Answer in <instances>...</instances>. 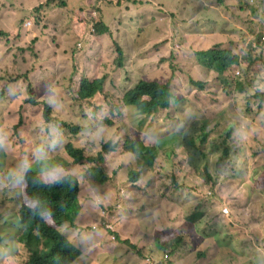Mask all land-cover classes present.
Instances as JSON below:
<instances>
[{
  "label": "rangeland",
  "instance_id": "obj_1",
  "mask_svg": "<svg viewBox=\"0 0 264 264\" xmlns=\"http://www.w3.org/2000/svg\"><path fill=\"white\" fill-rule=\"evenodd\" d=\"M93 1L0 0V134L6 136L0 148V264L28 260L17 238L18 209L27 199L21 186L8 185L6 173L41 139L39 97L47 98L50 90L61 98L51 112L62 127L63 144L49 152L48 160L55 158L78 181L79 207L73 225L57 227L50 216L44 219L80 250L72 264H264V0H250L246 11L235 12H218L207 0H154L155 8L136 13L128 4L109 5L104 14L110 20L114 15L110 26L104 21L110 31L100 38L101 46L97 33L90 39L82 35L83 30L94 34L83 26ZM227 4L231 9L236 2ZM231 37L238 45V70L229 72L235 77L226 75L236 84L221 87L216 73L207 76L192 53L204 40L211 45ZM187 64L195 71L189 73ZM190 77L204 80L205 88L192 89ZM94 79H102L101 88L80 100L78 85ZM140 80L171 82L177 95L188 98L178 107L188 104L192 118L205 120L208 138L202 148L208 153L209 182L193 174L183 158L177 165L169 154L159 153L147 168L130 152L132 144L174 132L178 111L171 106L144 116L125 106L124 93ZM237 83L250 86L249 100ZM96 127L104 129L99 140L83 135ZM229 128V137L219 138ZM224 140L232 151L217 162L218 147L211 143L224 146ZM67 143L88 159L106 143L111 151L101 164H75L65 152ZM93 168L100 172L93 175ZM193 210L202 213L186 220ZM77 233L88 237L78 239Z\"/></svg>",
  "mask_w": 264,
  "mask_h": 264
},
{
  "label": "trees",
  "instance_id": "obj_2",
  "mask_svg": "<svg viewBox=\"0 0 264 264\" xmlns=\"http://www.w3.org/2000/svg\"><path fill=\"white\" fill-rule=\"evenodd\" d=\"M207 1L215 6L218 12L226 10H229L228 12H235L239 8L246 11V5L250 2V0H234L236 4L230 9L231 4L226 5V0ZM123 4L131 6L135 10V13L140 10L144 12L150 11L156 6L154 0H119L116 3L111 0H101L100 5H98L95 0V2L93 1L88 5L92 15L88 21L83 22V26L89 25L90 31L94 34L86 35V31L83 30L82 35L90 39L97 33L98 35H95V38L100 45L99 37L102 36L105 38V33L109 34L107 25L110 26V21L113 20L112 15H114H111L110 20V15L105 16L104 12L106 10H111L108 8L109 5L120 8ZM205 10L206 8L204 5L201 13ZM124 15L130 18L133 14L127 10ZM104 21L107 25H105ZM100 23L102 24L100 28H98ZM261 37L262 35L260 34L258 41H261ZM212 39L218 38H208V40ZM36 41L37 39L34 37L31 43L35 44ZM202 44L203 45L199 49L193 51L192 55L195 56L194 58L197 59L198 64L206 69L207 76L211 71H214L216 73V80L221 87L227 85L234 86L236 84L235 79L227 78L228 75L235 77V73L229 74V72L238 70V55L235 49L238 45L234 38L231 37L218 40L211 45H206L207 40H204ZM86 46L90 47L92 44L87 42ZM187 69L190 73L193 66L190 67V64H187ZM194 71L195 69H193V72ZM226 73H228V75H226ZM214 75L212 77H215ZM223 75L224 78H222ZM188 82L190 87L195 91H202L206 85L205 81L200 78L193 79L190 77ZM101 83L102 79L82 80L76 91L77 97L80 100L90 99L95 95L97 89L101 88ZM249 89L250 86H241L237 83V90L240 94L245 95V101L249 100V97L246 96V92L249 91ZM176 90L177 87H174V85L168 81L164 84H160L156 80H140L134 87L124 93L123 101L125 106L135 108L140 115L150 116L159 110L168 111L171 106L177 107L178 109L176 112L177 117L174 132L164 136V138L158 137L154 142L149 141L148 143L141 142V144H132L129 150L135 153L139 161L147 168L152 167L153 159L156 154L159 153L164 156L169 154L168 160H172L177 165L180 159L183 158L186 167L190 168L193 174L204 183H207L210 179L209 160L206 149L202 148L206 145L208 138V133L205 130V120L192 118L190 114L191 109L188 104L178 107L179 103L188 98L183 95H177ZM54 95L57 105L60 106L61 98L59 94H55L54 92ZM253 97L259 98L257 93L254 94ZM39 98H41L40 102L43 104V107L37 109L40 110L37 116L42 120V123L54 122L62 128L56 116L52 114V106L47 103V98L44 96H40ZM27 100L28 103L35 105L29 98H26L25 101ZM38 105L39 104H36L35 106ZM247 123V121L244 122L246 126ZM231 129L232 128L227 129L224 135L219 138L229 137ZM224 142V146L223 142L214 141L211 143V146L218 147L219 156L217 162L226 160L229 157V153L232 151V146L228 144V140H224ZM178 144L180 146V152L175 153L173 150L177 148ZM165 146H167L168 149H166ZM64 149L75 164H80L87 160L92 161L94 164H101L104 162L103 154L111 151L109 143H106L102 146V150L98 152L96 158L88 159L84 156L81 148H75L71 143L66 144ZM24 155L25 154L22 153L21 156L24 157ZM54 159L55 158H52L51 163H57ZM99 172V168H93V175H97ZM41 180L42 178L38 169L33 168L25 177L26 184L21 186V192L25 195L27 200L22 202L18 209L17 221L18 224L21 225V233L17 238L19 243L24 246L26 252L29 254L28 260L24 264H60V261L63 259L68 260L69 264L73 263L76 257L80 255V250L65 239L57 229L46 222L39 212L33 211L32 208L29 207V202L34 198L41 200L49 210L50 214L46 215L51 217L57 227H60L65 222L73 225L79 207L77 201L79 183L74 176L70 174H68L65 182L59 184H46L42 183ZM99 181L102 182L103 179H99ZM184 208H182L183 211L189 212V210H186L187 208ZM201 213L202 212L193 210L188 214L189 217H185V219L194 221V218L199 217ZM84 236L88 237V235L77 233L78 239H82ZM95 237L100 238V235L96 234Z\"/></svg>",
  "mask_w": 264,
  "mask_h": 264
},
{
  "label": "clouds",
  "instance_id": "obj_3",
  "mask_svg": "<svg viewBox=\"0 0 264 264\" xmlns=\"http://www.w3.org/2000/svg\"><path fill=\"white\" fill-rule=\"evenodd\" d=\"M30 24L31 23H28V25ZM108 29L110 31V28ZM50 92L53 94L47 97V103L54 108L58 107L54 90H50ZM40 131L43 133L42 138L31 148L30 155L22 157L18 160L17 164L6 173L7 183L14 189L26 184L25 177L33 170L34 166H39L42 183L59 184L65 182L67 179L68 173L66 170L59 163H50L48 160L49 152L58 150L60 145L63 144V136L60 127L54 122H48L41 126ZM103 134L104 129L102 127L83 130V135L93 141L99 140ZM5 140L6 136L0 134V148L4 146ZM130 183L135 184V180H131ZM91 193L93 201L99 203L101 198L96 194L95 189H91ZM29 207H31L33 211L39 212L42 217L46 214H50L48 208L39 199L34 198L31 200L29 202ZM223 214H227L226 209L223 210ZM60 264H69V261L63 259L60 261Z\"/></svg>",
  "mask_w": 264,
  "mask_h": 264
},
{
  "label": "crops",
  "instance_id": "obj_4",
  "mask_svg": "<svg viewBox=\"0 0 264 264\" xmlns=\"http://www.w3.org/2000/svg\"><path fill=\"white\" fill-rule=\"evenodd\" d=\"M100 38L103 40L104 38L103 37H99V40H100Z\"/></svg>",
  "mask_w": 264,
  "mask_h": 264
}]
</instances>
